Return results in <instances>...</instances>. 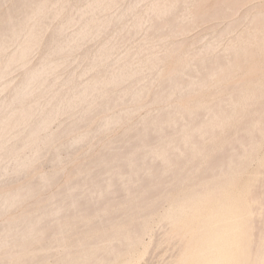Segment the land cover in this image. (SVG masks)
<instances>
[{
	"label": "bare ground",
	"instance_id": "1",
	"mask_svg": "<svg viewBox=\"0 0 264 264\" xmlns=\"http://www.w3.org/2000/svg\"><path fill=\"white\" fill-rule=\"evenodd\" d=\"M68 1L66 3V0H57L55 1L57 3L56 7L54 8L53 6L55 5L54 2L51 6L53 7L52 9L48 7V0H14L9 7L7 17L5 18L4 16V25H1L0 27V81L2 78L3 81L7 79L9 81L11 77H14L11 76L13 72L16 73V71H18L17 74L21 72V77H19L20 79L18 78L19 80L17 79V82L15 81L14 84H10L11 82L8 83L7 81V84L5 85H7L6 87L9 88V93L7 95L4 94V97L2 96L5 99L6 104L4 107H8V110L10 111L9 112L7 109H5L8 111L7 115H4V117H2L3 114H1L0 118V183L2 184L3 182H9V180H13L21 175L22 172L25 171V169L29 166V164L40 158L43 152V149H41V145H43L44 143L41 142V147H39V140L43 139L44 141H46L47 139L50 140L51 138L54 140L56 137L65 134L66 132L68 133V131L70 132L73 130L76 131L79 128L81 129V127H83L84 123L88 121V119H92V115L95 112H100L102 110H107L106 112H108L109 109V111H111L112 107L114 108L117 105H119L118 107H120L121 104L123 105L126 103H128V106L133 101H137L136 99H139L138 96H140L142 92L143 98V96L145 95L144 90L147 87V90L150 89V85L148 83L150 82L151 75L153 74H151L150 77L146 74L150 79L149 81L146 79L148 77H145V79L141 83L138 82L141 84V87L140 84L134 86V83L137 80L136 79L134 81V79L138 77L139 72L137 73L138 75L133 74L131 76L135 64L133 66V64H126L125 61H122L127 57H129L128 60L130 61L133 58L132 54H134V52L139 53L141 49L138 48L139 51H135V49L137 50L138 45L135 49L133 48L134 51L131 50L133 52H131L130 54L132 58L130 57V55H128V53L126 54V52L123 53L124 57L121 56L123 59H120L121 71L119 74H114V72L112 71V73L111 70V73L108 74L109 70H107L108 73H106V76L108 77L105 76L106 78H99L100 76L95 77V75H93L95 78H93L92 81L84 83L82 82L83 80L81 82L77 80L82 84H76V78L82 76V72H80L82 71V69L88 70L91 68H96V70H98V68L100 69L102 64H108V67L106 68H109L110 64H113L114 61L116 62V60H114L115 58L113 59L110 55V52L112 50L111 46L114 43V40L112 39L116 37L115 36L111 39V37L114 36L113 34H110V41L108 39L109 35H107V39L109 42L106 44L107 46H104L107 40L106 39L104 41L105 43H101L102 47L100 46L101 48L99 51L95 49V53L93 52V54H95L96 56L94 58L92 57L93 60L91 59V62L89 61L90 64H87L85 62L87 66L86 68L88 69L82 68L83 65L80 63L82 65V69L80 70L79 67V72L77 71V66H75V69L73 68L74 71H72L73 69L71 70V74L72 72L77 71V73H73L74 75H71L68 72L67 77L64 73L62 76L65 77L61 78V75V77H59V75L56 76L57 73H55L56 75L53 73V71L55 70L54 67L55 65H57L54 64V62H57L58 60L60 61L61 59L66 60L67 57H62L60 59H56L57 61H52L51 58L54 57L53 55H58L57 57H59L60 55H64V52L65 54L71 53L68 54L70 56H72L73 54L75 55L76 53L69 51L76 49L75 47H77V50L74 51H78L79 48L81 49V47H79L81 45L79 44H84L90 36L94 37V35L99 33V35H96L95 39L97 38V36H99L98 38L101 39L103 35L100 36V33L106 34V31H109L110 33L111 29L114 31V28H112V24H123L124 19L127 20V17L130 18V15L127 16L126 14L128 12V14H130L131 11L133 12V8H131V6L135 5V3H139L138 0H133V3L135 1L134 4L132 2H129L131 5V9H128V4H126L125 7L127 6V8L124 7L120 10L119 8L122 7L121 4L125 3L123 0V2L120 4L121 7L118 6L119 11L117 10V8L115 10H113L112 8L111 10H113V14H108L106 15L104 20L101 19L100 21H98L95 19V16H99L101 14L100 12L105 7L103 6V4H101V2H104L105 4V2H108V0H75L77 3H79V6L77 4L78 8L77 6L75 7L76 15H74L76 17L72 15L75 11H72V13L71 11L69 12L67 10V13L71 14L66 13L67 15H64L60 20L58 19L59 21H57L58 16L63 15H61L60 13H62L64 8L66 7L65 5L69 3ZM117 1L118 0H116V2ZM0 2L2 3L4 1L0 0ZM178 2L180 3L181 1L178 0ZM187 2L191 3L192 0H189ZM151 3L152 2L150 1V5ZM158 3H154L153 6ZM109 4L111 5L112 3ZM176 4L177 3L174 4V7H176ZM178 4L177 6L181 7V5L179 6ZM74 6L75 5L71 7L74 8ZM105 8V11L103 10L104 12L107 11ZM139 9L141 10V8ZM135 10L136 9H134V12ZM152 10L154 9L152 8ZM152 10L150 9L148 10V12L151 11L152 13ZM172 10L164 7L160 12L162 14V17L160 16V13L158 17L161 18V20L162 18L167 17L169 20V16L172 15V12L174 11ZM114 11L117 12L115 13ZM4 12H1V14H3ZM107 12L110 13L111 11L109 10ZM156 13H158V11ZM19 14L22 15L20 16L21 18L19 20H16L15 18ZM154 14H150V17ZM68 15H71V17L73 16L74 19L76 18L74 29H68L70 30L69 32L67 30L68 21H70L69 17H67ZM135 15L136 14H134L133 16ZM178 16L180 17V15ZM257 16L258 15L254 17ZM150 17L147 16L146 18L150 19ZM155 17L157 18V16H154L153 18ZM258 17L261 18V16ZM173 18L176 17H172L171 21L174 20ZM74 19L72 22L73 24L71 25H74ZM146 20L148 21V19ZM146 20H144V22L141 21V23H144L141 24L143 25L141 26L142 28L145 26V22L147 23ZM156 20L153 22V24H155ZM132 22L135 27L138 25L135 19H133ZM157 22L159 23V20ZM178 22L180 21L178 20ZM153 24L151 23V25ZM261 24L262 26H264V22H262ZM129 25L130 24L128 23V25L126 26L128 27V29H130ZM151 25L149 27L150 29ZM162 25L163 23L160 24V26ZM259 25L258 28H262V26ZM46 27H49L51 30L50 33L48 31L50 37L47 35L50 38L49 41L47 40L49 42L48 45L46 44L47 42L45 43L44 41V46H47H41L42 54L39 55V57L41 56V58L38 59L39 61L35 62L36 64L32 65L33 67L31 66L29 69L27 66L24 68L23 66H25V64L23 65V63H25L24 60L26 59V55L31 52L30 49L32 50L40 44V38L41 36H44L43 33H45L44 31H46ZM120 27L121 28H117L123 29L122 25ZM123 27L124 29L126 28L125 26ZM144 28L147 29L146 27ZM132 30H134V28ZM113 31L111 32L113 33ZM117 31L121 32L122 35L120 33L118 35ZM117 31H115V34L118 35L117 38H119L120 35L124 36L123 31ZM151 31H153L154 33V30ZM151 31L147 32L150 34ZM131 34L132 33H130V35ZM140 34H143L142 31L140 32ZM153 35L154 34H152V36ZM47 36L46 39L48 38ZM137 36L138 35L133 38H136ZM217 36L215 37L218 38ZM251 36L252 34L248 36V39L249 37L251 39ZM93 37L92 39L94 40ZM127 37L129 36H127L126 34V38ZM258 37L260 38L259 35ZM121 38L122 37H120L119 39ZM119 39L116 40L120 41ZM260 39H262V37ZM14 40H20L22 48H19L17 46V48L14 47ZM93 40L90 41L92 42ZM111 40L113 43L111 46H109L111 44ZM130 40L132 41V39ZM148 40L150 39L148 38ZM210 40H213V38ZM83 41L85 42L83 43ZM122 42L125 43L126 41L124 40ZM122 42L120 44H122ZM139 42L142 41L139 40ZM216 42H218V40ZM212 43H203L200 46L198 45L199 49L197 47L198 51H195L199 52L200 55V52H208L209 49L211 51H215L220 46L217 45V43L215 44L216 46H218L216 48ZM241 43L242 42L240 41L236 44L241 45ZM11 44L15 49L10 51ZM129 44L130 43H128V45ZM155 44L154 46L152 44L151 45L156 51ZM139 45L141 44L139 43ZM116 46H118V44ZM42 47L44 48L42 49ZM36 49L35 50L38 51V48ZM146 49L148 55V48L146 47L145 50ZM92 50L93 49H91V53ZM96 50L98 53L96 52ZM8 52L11 53L9 54ZM84 52L85 51H83V53ZM151 52H153L154 55L157 56L153 50L150 51V54ZM196 52L191 53L197 56L198 54H196ZM233 52V46H226L225 48L223 47L222 52L219 54H222L221 57L228 58V60H230L229 58H231L232 60L233 57L231 56L234 55ZM31 53L33 54L34 51ZM116 55L118 54H115V56ZM76 56L77 55H75L73 59L79 58L81 54L79 57ZM83 56L86 57L85 54ZM152 57L153 56H151L149 59L152 60ZM235 57H237V55ZM207 58L209 57H206L205 59ZM128 60L126 62H129ZM144 60L142 63L146 65V63H144ZM210 61L209 63L205 64H200L198 60H195V63L192 62L194 63L193 65H195L196 62L200 64L199 69L196 71V74H194L197 77V82L203 81L206 77L214 74V72L218 74L219 70L224 67L222 66V64H220V62H215V60H213L212 62ZM28 62L29 61H27V65ZM203 62H205V60ZM223 62L225 61L223 60ZM62 63L64 64L65 61L63 60L61 62V65H63ZM140 63H137V65H140ZM156 63L157 65H159L158 62ZM118 64L119 61L117 65ZM150 64L148 65L150 66ZM190 64L191 62L189 63V65ZM189 65V69H194L192 67H189ZM115 66L116 64L114 65V67ZM176 66V71H179V65L177 64ZM195 66L198 67V65ZM219 66L221 68L217 70ZM63 67L64 69H66L67 66ZM69 67L67 68L70 69ZM102 68L103 70H105V66ZM21 69L22 71H20ZM59 69L57 70L59 71ZM64 69H60V71H64ZM68 69H66V71H68ZM111 69H113L112 66ZM156 69L154 66V68L150 71ZM189 69H187L188 72H186L187 70L178 73L174 72L176 73L175 75H173L174 77L171 76L168 80L166 78L167 81L163 80V83L161 81V83L157 81L158 84L155 83V85H157L155 86L157 88H155L156 92H153L154 95H151V98L153 97V102L155 101V103H157L158 105L162 101L165 102L166 99V102L173 99L177 100V96H182V94L185 95V93H189L190 95L191 90H193L194 88L196 89L197 85L200 86L201 84H197V82L196 84L190 83V77H193L194 75L189 74ZM115 70L116 72H118L117 66ZM147 72L150 74L149 70ZM154 72L155 71H153L152 73ZM86 73L87 75L89 74L88 71ZM144 73H142V77L144 76ZM17 74H14L16 75L15 78L17 77ZM9 76L11 77L9 78ZM128 76H130V79H132L131 77L136 76L134 77V82L132 84L130 83V79L128 78ZM125 77L129 80L125 79ZM142 77H140V79ZM157 77L158 76H156V78L154 77L155 80L157 79ZM80 78L86 79L85 77ZM90 78H92V75ZM121 79H125L124 83H126L125 81L127 80L131 85L129 83L126 85H130L131 87L126 85L122 87L121 85L124 84L120 85L119 83ZM14 80L15 79L13 78L12 81ZM2 82L1 85H4V83H6V81L4 83ZM116 83L117 85L119 84V86L122 87L118 90L117 87L119 86L115 85L117 86V89L115 87L114 88L118 91L111 90L110 88H113L111 86L107 87L111 84ZM132 85L134 87L138 86L140 88H134L132 87ZM3 87L4 86L0 87L1 92H4L3 90L6 89H4ZM230 87L228 86L229 89L227 87L225 89L231 91V89L233 88L236 89L237 85L235 87L231 85ZM105 88H108V90H105ZM259 88L260 90L258 91H260L261 94L264 91V88L263 91L261 87H258L257 89ZM195 89L194 91L196 92L198 91L199 87H197L196 90ZM255 89L252 88L253 91ZM225 91L226 90H224V92ZM239 91H241V89L237 90L236 93ZM238 94L241 93L239 92ZM260 94L258 93V95ZM235 96L236 94L233 95V92L232 94H228L229 99L226 97L227 100L225 98L224 100L226 101H221V104H218L219 102H208L209 104H205L206 107L202 106V108H205V110H201V112L190 109H185V111H183V109H181L178 105L172 104L169 105L170 108L166 106L168 108L167 110L165 107L163 109L162 107H158V109H155L154 112H152L151 109V112H145L141 117H139V115V118L135 120L137 121L136 123H131V125L125 128L126 130L121 132L119 136H115L112 139L109 138L107 140V143L104 142L105 146L103 144L101 146L102 148L97 151L98 154H95V157L97 156L95 158V161L92 160L94 158H91L93 164H87L85 162L84 164L86 165H81L80 169H82V173H80V170L78 171V173H80L79 180L76 179L77 181H75L73 179V181L75 182L72 181L73 183L71 182V184L68 183V185H61L62 188H58V190H55L51 194L47 195L46 202L42 203V205L40 204L41 206L36 211L32 213L29 212L30 214L21 215L19 218L17 217L18 219L16 220H10L8 222L4 221L5 223H0V255L2 254L0 256V262L3 258L4 263L2 262V264H50L45 262L47 261V259L51 258V264H137L136 256L138 255H136V253L138 250L136 251V249L139 244H142L140 243L141 237L144 236L142 234L144 233V231L145 233L146 231H148L147 229H149V226L152 223L151 222L149 225L148 221L151 215L154 214L153 212L157 211V209H155V205L163 203V200H168V202H165L166 204L168 203V206L163 209L162 212L158 211V215L156 214V221H166L170 224L169 230L166 231V233L163 231L165 234L161 233L164 234L166 241H171V239L173 241L175 239V241L178 242V248L176 251L177 254L171 262L169 261V264H264V155L262 156L260 154H257L258 152L256 153V149L258 148L257 146L264 140V95H261L263 97H256L261 100L260 102H258L260 103L259 108L261 109V111L256 107L257 103L256 98L254 99V97L257 95L255 94L251 99V96L249 97L250 100L247 99L248 102H245L243 104V106L241 107L242 110L241 108L238 110V115L239 113L243 112V118L241 119V114L238 116L240 117L241 121L239 120L237 127L239 128L240 132L241 130L245 132L244 135L243 133L238 132L239 134H237L235 132L236 135H234L233 137L229 136L230 138L225 139L227 141L223 145L224 142L222 140L224 134H222V132L224 130L221 132L223 136L221 135L222 138H220V136L219 140L223 142L222 148H220V146H217L219 150L221 149L220 152L222 153V156L218 155L219 157H221L219 160H214L213 158L215 157H206L214 146L212 143H205V141H203L202 139L204 137L206 138L205 134L207 135V133L214 137V135L219 134L222 127L229 126V124H231L233 112L237 108L233 103V101L238 100L234 99ZM3 98L1 100L4 101ZM163 102L161 105H164ZM192 104H194V102ZM0 108H2L1 105ZM133 108L134 107H126L124 108V110H122L123 113L127 114L129 111H135ZM95 114L94 116H97V114ZM107 114L108 113H106L102 120L95 124V127L92 130H78L73 137L66 139L64 142L58 145L54 149V151L52 150V153H49L52 155L50 156L51 158L48 157V160L51 159L50 161L57 163L58 160H60V158L62 157L61 155L63 154V152L69 154L76 143H79V141L81 140L82 141L80 143H82L83 140L84 143L86 142L85 140H87L88 142L90 138H92L90 136L95 134L94 130H97L98 133L100 131L101 133L103 132L102 130H104L105 132V129L109 128L110 126L111 129L113 124L114 126H117L115 125V123H118L119 119L117 120V118L119 116L116 117L114 113L113 116ZM61 115H66V117L68 115V117H71V120L64 121L62 122V124L59 123L58 126L60 124L61 125L58 127L59 129H57V131L54 130L52 131V133L49 132V125H51V121H54L55 119H57V116L60 117ZM234 117L237 121V115H235ZM235 118L233 120L234 122ZM218 126H221L220 131L214 134L213 132ZM225 130H227L228 133H231L229 129ZM91 133L93 134L91 135ZM201 136L204 137L200 138ZM212 136H210V138L207 136L208 140L210 139L211 141H213L215 138L211 139ZM61 139L63 138L61 137ZM219 140L216 141V143L219 142ZM181 142L185 143V147L183 150L180 149ZM26 146L30 147V150H28L29 154H23L21 151L22 148L26 149ZM179 149L181 151H178ZM74 150L72 151L75 153ZM88 150L89 149H87V152ZM215 151H213V153L211 154H215ZM89 152H91V150ZM44 153L45 152H43V154ZM256 154L258 155V157L259 155L261 156L258 158L257 167L250 173L249 179L245 183H238L237 178L241 173L243 174V172H245L244 170L246 165L248 166V164L246 163H249L252 160L251 158H253V156L255 157ZM96 159L98 160V163ZM201 160H203L204 162L199 168H197V166H199L198 163H201ZM50 161L48 162L50 163ZM196 162H198V165L196 164ZM80 164H77V166H79ZM170 172H172V174ZM38 178L39 179L36 182L32 181V183H28L26 185L23 184L24 186L14 191H7L0 194V214L1 212L3 213L6 209L8 210L9 208L14 207L13 205H15V203H17L22 198L25 199V197H32L37 191H40V189L42 190L43 188L47 187V185L49 186V184L56 178V174H41ZM123 189L127 191L128 195L125 200H122L121 198L123 197L121 196V198L118 199L119 196L113 195L115 192L119 190L122 191ZM173 189H179V191L175 192L174 194H170L169 191H173ZM121 191L118 192L119 195ZM125 195L126 193L123 196ZM42 201L44 200L42 199ZM159 206L157 208H159ZM111 211L113 214L112 216ZM107 212L108 214L110 213V217L107 216ZM50 215L57 216L56 219H59V217L61 219L67 218V223L64 222L63 225L56 226L57 228L55 229L54 226L55 224H57V220L54 219L55 224L54 226H51L50 224L52 223L53 219L51 222L49 221L50 218L48 217H51ZM44 216L49 219V223L46 222V218L44 220ZM61 219H59L58 223ZM147 224L149 226H147ZM50 228H54V230H51ZM158 235L159 234H157V236ZM162 237L163 235L161 236V238ZM165 239L163 238V240ZM59 242L63 244V249H65V245L67 249L60 250L59 247H61V244ZM156 243L157 241L155 242V244ZM174 243L175 242H173V245H175ZM170 247L172 248V246ZM174 254L172 255L174 256Z\"/></svg>",
	"mask_w": 264,
	"mask_h": 264
},
{
	"label": "rangeland",
	"instance_id": "2",
	"mask_svg": "<svg viewBox=\"0 0 264 264\" xmlns=\"http://www.w3.org/2000/svg\"><path fill=\"white\" fill-rule=\"evenodd\" d=\"M2 1V0H1ZM4 2H0V27H1V25H4V22H5V18L7 17V15H8V10H9V7H10V5H11V3L14 1V0H3ZM55 1H57V0H48V7H50V8H52L53 9V7H51L52 5H53V3L55 2ZM65 1V0H64ZM67 1L68 0H66V3H67ZM71 1H73V2H71ZM75 0H69L68 2V4H66L65 6V8H64V13H63V11H62V13H60L62 16H58V18H57V21H59L64 15H67V14H71V13H67V10L70 12H74L75 10H76V6H77V4H78V6H79V3H77L76 1L74 2ZM102 1H106V0H102ZM119 2H120V0H118ZM116 2V0H108V2H105V4H104V2H101V4H103V6H105L104 8L107 10V11H111L110 13L109 12H104L105 10H104V8H103V10L100 12L101 14L99 15V16H95V19L96 20H98V21H100L101 19L102 20H104L105 19V17H106V15H108V14H113V10H115L116 8H117V10L119 11V9L121 10V9H123L124 7H125V5L126 4H128L127 6H128V9H131V8H133V12L131 11L130 12V14H126L127 16H129L130 15V18H128L127 17V20L126 19H124V21H123V24H121V23H118V24H112L113 26H112V28H114V31L111 29V27H110V33H109V31L107 32L106 31V34L105 33H100V36L101 35H103L102 37H101V39L100 38H98L99 36H97V38L95 39V37H96V35H99V33L98 34H96V35H94V37L93 36H90V37H88V39L86 40V42L85 41H83V43L84 44H79V45H81V46H79V47H81V49L79 48V50L78 51H74V50H77V47H75L76 49H74V48H72V49H74V50H72V51H69V52H73V53H76L75 55H77L78 57L80 56V54H81V56L79 57V58H82V59H79V58H75V59H73L74 57H75V55L73 54L72 56H70V55H68V54H71V53H68V54H65V52H64V55H60L59 57H57L58 55H53L54 57V59L53 58H51L52 59V61H55L56 59H60V58H65L66 56V60L65 59H61L60 61L58 60H56L57 62H54V64H57V65H55V70L53 71V73L55 74V73H57V75L56 76H58L59 75V77H61L64 73H65V75H66V77H67V75H68V72L71 74V70L74 68H76L75 66H77L78 68H77V71L79 72V67H80V70L82 69V68H86L87 66H86V63L88 64L89 63V61L91 62V59H92V57L94 58L96 55L95 54H93V52L95 53V49H97L98 51L100 50V48L102 47V45H101V43H105L104 41L107 39V35H109V37H108V39L111 37V35L113 34L114 36H112L111 37V39L112 38H114L115 36V38L114 39H112V40H114L113 42H112V40H111V44L109 45V46H111L112 45V43H113V45L111 46L112 47V50H111V52H110V55H111V57L114 59V60H116V62L114 61L113 62V64H110V66H109V68H106V67H108V64H102L101 65V67H100V69L98 68V70H96V68H91V69H88V68H86V69H88V70H84V69H82V71H80V72H82V76H79V78L77 79L76 78V84H78V83H80L82 80V82H88V81H92L93 80V78H95V77H99V78H106V77H108V76H106V73H108L107 72V70H109V73L108 74H110L112 71L114 72V74L115 73H117V74H119L120 73V71H121V68H120V66H121V62H120V59L122 60L123 58L122 57H124V54L123 53H125L126 52V54L128 53V55H130L131 54V52L132 51H134L133 50V48L135 49L136 47H137V45H138V47H137V50L135 49V51H139V49H141L140 51L142 52V55H141V52L139 51V53L138 52H134V54H132V56H133V58L131 57V55H130V57L132 58H130L131 60V62L128 60L129 59V57H127L125 60H122V61H125V63L126 64H129L130 63V65L131 64H133V66H134V64H135V66H134V68H133V72H132V74H131V76L134 74V75H138V77L137 78H135L134 79V77H136V76H133V77H131L132 79H130V76H128V78L130 79V83L132 84L136 79V84L134 83V86H136V85H139L144 79H145V77H150V75L151 74H153V75H151V80L149 79V77L148 78H146L148 81L150 80V82L148 83L150 86V89L149 90H147L148 89V87L144 90V96H143V98H142V95H143V92L141 93V95L140 96H138L139 97V99L137 98L136 100L137 101H133L130 105H128L127 106V104L128 103H126V104H121L120 105V107H118L119 105H117V106H115L114 108L112 107V109H111V111H109L108 110V112H106V111H104V110H102V111H98V112H95L96 114H97V116H94V114L92 115V119L90 120V119H88V121H86L85 123H84V125H83V127H81V129L79 128L78 130L80 131V130H82V131H87V130H92L94 127H95V124L97 123V122H99L100 120H102V118L106 115V113H108L107 115H114L115 114V116L117 117V116H119L118 118H117V120H118V123L116 122L115 123V125H117V126H114V124L112 125V128L110 129V127L109 128H106L105 129V132H104V130H102L103 132H101L100 133V131H99V133L97 132V130H94L95 131V134L97 135H92L93 133H91V135L92 136H90V137H92V138H90V140L87 142V140H85L86 142L84 143V140H83V142L82 143H80L81 141H79V143H76V145L73 147V149L72 150H74L75 148V153L71 150L70 152H69V154H67V153H65V152H63V154L61 155L62 157L60 158V160H58V162L56 163V162H52V161H50V160H48L49 158L48 157H50L52 154H49V153H52L53 151H54V149L58 146V145H60L62 142H64L66 139H68V138H71V137H73L76 133H77V131L78 130H76V131H68V133L66 132L65 134H62V135H60V136H58V137H56L54 140L51 138L50 140L49 139H47L46 141H44L43 139H41V140H39L40 141V144H38V146L39 147H41L42 146V148L41 149H43L42 151L43 152H45L44 154H43V152H42V155L40 156V158L37 160H35V161H33L31 164H29V166L25 169V171H23L22 172V174L21 175H19L18 177H16L15 179H13V180H9V182L7 181V182H5L6 183V186H5V183L3 182V184L2 183H0L1 185H0V194H2L3 192H7V191H14V190H16V189H18V188H20V187H22V186H24V185H26V184H28V183H32V181L33 182H36L39 178V176L41 175V174H44V175H52V174H56V178L54 179V181L53 182H51L50 184H49V186L47 185V187H45V188H43L42 190L40 189V191H37L35 194H36V196H35V194H34V196H32V197H25V199L24 198H22L21 200H19L17 203H15V205H13L14 207H12V208H9L8 210L6 209L3 213L1 212V214H0V223H5V222H8V221H10V220H16V219H18L21 215H24V214H30V213H32V212H34V211H36L41 205H42V203H45L46 202V196L47 195H49V194H51L53 191H55V190H58V188L60 189V188H62V186H64L65 184L66 185H68V183L69 184H71V182L73 181V179L75 180V181H77L76 179H80V173H82L81 172V170L82 169H80L81 168V165L83 166V164L86 162L87 164H93L92 163V160L93 161H95V158L97 157H95V154L97 153V151L99 150V149H101L102 147V145L104 144V142H106L107 143V140L110 138V139H112V138H114L115 136L117 137V136H119L120 134H121V132H123V131H125L126 129L125 128H127L129 125H131V123H136L137 121H135V120H137V118H139V117H141L142 115H144V113L145 112H154L155 111V109L157 110L158 109V107H162V109L165 107L166 108V110L168 109V108H170V106L169 105H172V104H175V105H178L181 109H183V111H185V109H190V110H197V111H200L201 112V110H205V108H202V106L203 107H206V105L207 104H209V103H211V102H219L218 104H221L222 102L221 101H223L226 97L229 99V97H228V94H232V92H233V95L234 94H236V96L234 97V99L235 100H237V101H233V103L235 104V106L237 107L235 110H234V112H233V115H232V119H231V124H229V126L231 127V130H230V127L229 126H224V127H222V129H221V131H220V127L218 126V127H216V130H215V128H214V134L215 133H218V131H220L219 132V134H217V135H214V137L212 136V135H210L209 133H207V135L205 134V136H206V138H207V136L210 138V136H212V138L211 139H214L213 141H211L210 139L208 140V138L206 139L204 136H201L200 138H202V137H204V138H202L203 139V141H205V143H212L213 144V149L207 154V158H213V157H215V158H213L214 160H219L221 157H219L220 155L222 156V153L220 152V150H219V146H220V148H222V143H223V145L226 143V141L227 140H225V139H227V138H230V137H233L234 135H236V133L237 134H239V133H243V135L245 134V132H243L242 130H241V132H240V130H239V128L237 127V125H238V123H239V120L241 121V119L243 118V112H241V113H239V115L241 114V119H240V117H238L239 115H238V110L243 106V104L245 103V102H248L247 101V99H249V97H250V99L252 98V96L254 97V94L255 95H257V96H255L254 97V99L256 98V97H260L261 95H264V91H263V88H264V45H263V41H264V26H262V22H264V18H263V16H264V0H192V2L191 3H189V2H187V1H189V0H180L181 2V4L178 2V0H154V3H158V2H160V3H158V4H155L154 6H153V0H150L152 3H151V5H150V1L149 0H146V1H143V0H138L139 1V3L138 4H136L135 3V1H134V3H135V5H133V6H131L130 5V3L133 1V0H127V1H125L124 0V2L125 3H122L123 2V0H121V2L119 3V2ZM142 1V2H141ZM130 2V3H129ZM148 2V3H147ZM179 3L178 5L180 6L181 5V7H178L177 6V4L175 5L176 7H174V4L175 3ZM5 3V4H4ZM74 3H76V4H74ZM109 3H112L111 5L109 4ZM114 3H115V5H114ZM118 3H119V5H118ZM122 3V4H121ZM133 3V2H132ZM133 3V4H134ZM187 5H186V4ZM71 4V5H70ZM109 4V5H108ZM122 5V7H121V5ZM163 4V5H162ZM172 4H173V6H172ZM184 6H183V5ZM56 5H57V3L55 2V5H53L54 6V8L56 7ZM73 5H75L74 6V8H72L73 7ZM108 5V6H107ZM145 5V6H144ZM157 5H158V7H160V8H158L157 7ZM166 5V6H165ZM72 6V7H71ZM78 6H77V8H78ZM114 6V7H113ZM117 6V7H116ZM118 6H120L121 8H119ZM127 6L125 7V8H127ZM130 6H131V8H130ZM135 6H137V7H135ZM143 6H144V8H143ZM151 6V7H150ZM161 6H162V8H161ZM164 7H167L169 10H172L173 12H172V15H170V16H172V17H176V18H173L174 20H172L171 21V19H172V17H170L169 16V20H168V18L167 17H164V18H162V20H161V18H159L158 17V15H159V13L162 11V9L164 8ZM7 8V9H6ZM113 8V10H111ZM119 8V9H118ZM139 8H141V10L139 9ZM152 10V8L154 9V10H152V13H151V11H149L148 12V10H150V9ZM155 8H157V9H155ZM177 8V9H176ZM179 8H181V9H179ZM71 9V10H70ZM134 9H136L135 10V12H134ZM159 9V10H158ZM140 10V11H139ZM145 10H147V11H145ZM180 10V11H179ZM5 11V12H4ZM158 11V13H156ZM176 11V12H175ZM179 11V12H178ZM1 12H4L3 14H1ZM72 12V13H73ZM104 14H103V13ZM115 13L117 12V11H114ZM143 12H144V15H143ZM146 12V13H145ZM156 13V14H154V13ZM177 12H178V15H180V17L177 15ZM261 12V13H260ZM67 13V14H66ZM76 13V11L72 14V15H74ZM114 13V14H115ZM149 13V14H148ZM176 13V14H175ZM21 14V13H20ZM17 15L16 16V20H19L21 17L20 16H22V15ZM134 14H136L135 16H133ZM147 14V15H146ZM150 14H154V15H151V17H150ZM176 16H175V15ZM185 14V15H184ZM260 14V15H259ZM76 15V14H75ZM74 15V16H75ZM162 14L160 13V16H161ZM256 15H258V16H261V18H259L258 16L257 17H254V16H256ZM4 16H5V18H4ZM132 16H133V18H132ZM147 16H149L150 17V19L149 18H146ZM154 16H157V18L155 17V18H153ZM66 17V16H65ZM67 17H69V20L70 21H68V25H67V30L68 29H74V26H75V24H76V18L74 19V17L72 16L71 17V15L69 16H67ZM66 17V18H67ZM76 17V16H75ZM100 17V18H99ZM144 17V18H143ZM162 17V16H161ZM2 18H3V20H2ZM125 18H126V16H125ZM132 18V19H131ZM137 18V19H136ZM152 18V19H151ZM167 18V19H166ZM181 20H180V19ZM59 19V20H58ZM73 19H74V25H71V24H73L72 22H73ZM128 19H129V21H128ZM133 19H135V21L137 22V26L135 27L134 25H133ZM146 20V19H148V21H147V23L145 22V26L144 27H146L147 29H145L144 27L142 28L141 26H143V25H141V24H144V23H141V21H143L144 22V20ZM154 19V20H153ZM156 19H158L159 20V23L157 22L158 20H156ZM164 19V20H163ZM189 19V20H188ZM262 20V22H261V20ZM132 20V21H131ZM152 20H153V22L156 20V22H155V24H153V22H152ZM166 20V21H165ZM178 20L180 21V22H178ZM187 20V21H186ZM161 21V22H160ZM162 21H165V22H162ZM169 21H171V22H169ZM70 22V23H69ZM127 22V23H126ZM126 23V24H125ZM128 23L130 24L129 25V28L130 29H128V27H126L127 25H128ZM151 23L153 24V25H151ZM163 23V25L162 26H160V24H162ZM170 23V24H169ZM147 24H149V25H147ZM157 24V25H156ZM259 24H261V25H259ZM70 25V26H69ZM118 25V26H117ZM122 25V28L124 29V27L123 26H125L126 28L125 29H127V30H123V29H119V28H121L120 26ZM150 25H151V29L149 28L150 27ZM258 25L259 26H262V28L260 27V28H258ZM115 26H117V27H119V28H117V27H115ZM132 26V27H131ZM148 26V27H147ZM156 26V27H155ZM159 26H160V28H159ZM167 26V27H166ZM255 26V27H254ZM50 27V26H49ZM49 27H46V31H44L45 33H43V35L44 36H41V42H40V44L37 46V47H35V48H33L32 50L30 49V51L31 52H33L34 51V53L32 54L31 52H29L30 54H32V55H30L29 53L26 55V61L24 60V62L25 63H23V65L25 64V66H23L24 68L27 66L28 67V69L32 66V65H35L36 63L35 62H37V61H39L38 59L39 58H41V56L39 57V55H41L42 54V52H41V46L43 45L44 46V41H45V43L48 45V41L50 40V35H49V33L51 32V30H50V28ZM155 29H154V28ZM158 27V28H157ZM228 27V28H227ZM134 28V30H132ZM142 28V29H141ZM72 29V30H73ZM228 29V30H227ZM262 29V30H261ZM70 30H68V32L70 31ZM117 30H121V31H123V34H124V36H121L122 35V33L121 32H118ZM134 32V34H133V32ZM151 30H154V33H153V31H151ZM246 30V31H245ZM251 30V31H250ZM261 30V31H260ZM48 31H49V33H48ZM111 31H113V33L111 32ZM115 31H117V34L119 35V33L121 34L120 35V37H122L121 39H119V38H117L118 37V35H116L115 33ZM142 31V33L143 34H140V32ZM147 31H151L150 32V34L147 32ZM254 31H255V33H254ZM221 32V33H220ZM245 32V33H244ZM252 32V33H251ZM257 32H259V33H257ZM108 33V34H107ZM130 33H132L131 35H130ZM165 33V34H164ZM167 33V34H166ZM257 33V34H256ZM261 33V34H260ZM106 36H105V35ZM111 34V35H110ZM126 34H127V36H129V37H127L126 38ZM152 34H156L155 35V37H154V35L152 36ZM163 34V35H162ZM252 34V36H251V39H250V37H249V39H248V36H250ZM49 37H48V36ZM133 35V36H132ZM136 35H140L139 37L137 36L136 38H133V37H135ZM217 35H219V36H217ZM247 35V36H246ZM258 35L260 36V38L262 37V39H260L259 37H258ZM262 35V36H261ZM46 36L48 37L47 39H46ZM152 36V37H151ZM209 36V37H208ZM215 36H217L218 38H216ZM43 37V38H42ZM92 37L94 38V40L92 39ZM242 37V38H241ZM89 38H90V40H93L92 42L89 40ZM127 40H126V39ZM148 38L150 39V40H148ZM158 40H156V39ZM207 38V39H206ZM213 38V40H210V39H212ZM235 38V39H234ZM237 38V39H236ZM108 39L106 40V43L104 44V46H107L106 44L107 43H109L108 42ZM116 39H119L120 41H118V40H116ZM130 39H132V41L130 40ZM257 39V40H256ZM261 41H260V40ZM48 40V41H47ZM101 40V41H100ZM126 41L125 43H123L122 41ZM139 40L140 41H142V42H139ZM160 40V41H159ZM162 40V41H161ZM207 40V41H206ZM218 40V42H216ZM239 40V41H238ZM243 40V41H242ZM252 42H251V41ZM258 40H259V42H258ZM17 41H19V42H17ZM109 41H110V39H109ZM116 41V42H115ZM118 41V42H117ZM206 41V42H205ZM237 41V42H236ZM242 42L241 43V45L240 44H236V43H239V42ZM248 41V42H247ZM17 43V45H16V43ZM96 42V43H95ZM98 42V43H97ZM122 42V44H120ZM130 43L129 45H128V43ZM141 44V45H139V43ZM164 42H165V44H164ZM213 42V43H212ZM251 42V43H250ZM262 42V43H261ZM13 43V42H12ZM43 43V44H42ZM127 43V44H126ZM143 43V44H142ZM158 45V47H157V45ZM161 43H162V45H161ZM195 43V44H194ZM203 43H212V44H217V45H220L219 47L218 46H214V47H218L215 51L214 50H208V52L206 51V52H200V55H199V52H196V51H198V49H199V47H198V45L200 46L201 44H203ZM14 44H15V46L14 47H19V48H22V45H21V42H20V40H14ZM118 44V46H116ZM128 45V46H126V45ZM154 46V44H155V48H156V51L154 50V47L152 46V45ZM226 44V45H225ZM249 44V45H248ZM261 44V45H260ZM47 45H45L44 47H46ZM83 45V46H82ZM151 45V46H150ZM160 45V46H159ZM225 45V46H224ZM236 45H238V46H236ZM259 45V46H258ZM21 46V47H20ZM95 46H97V47H95ZM101 46V47H100ZM120 46V47H119ZM126 46V47H125ZM148 48V51H149V53H148V55H147V49L145 50V48ZM149 46V47H148ZM226 46H228V47H232L233 46V50H234V52H233V56H231V57H233L232 58V60H231V58H229L230 60H228V58H224V57H221L222 56V54H219V53H221L222 52V50H223V47L225 48ZM236 46V47H235ZM242 46V47H241ZM12 47V48H11ZM11 47H10V51L11 50H14L15 48L12 46V44H11ZM16 47V48H17ZM44 47H42V49L44 48ZM85 47V48H84ZM93 47V48H92ZM117 47V48H116ZM123 47H124V50H123ZM142 47H143V49H142ZM197 47H198V49H197ZM238 47V48H237ZM18 48V49H19ZM36 48H38V51H36L37 49ZM40 48V49H39ZM82 48H83V50H82ZM99 48V49H98ZM139 48V49H138ZM196 48V49H195ZM36 49V50H35ZM91 49H93L92 50V53H91ZM120 49H121V51H120ZM150 49V50H149ZM187 49V50H186ZM212 49H214V48H212ZM222 49V50H221ZM238 51H237V50ZM244 49V50H243ZM250 49V50H249ZM90 50V51H89ZM97 50H96V52H97ZM127 50V51H126ZM128 50H129V52H128ZM132 50V51H131ZM154 51L155 53H156V55L157 56H155L154 55V53L153 52H151V54H150V51ZM162 50V51H161ZM196 50V51H195ZM83 51H85L84 53H83ZM87 51V52H86ZM118 51V52H117ZM158 51V52H157ZM204 51V50H203ZM219 51V52H218ZM78 52V53H77ZM114 52V53H113ZM144 52H145V54H144ZM161 52V53H160ZM189 52V53H188ZM191 52H196V54H198L197 56L195 55V54H192ZM215 52V53H214ZM9 53V52H8ZM7 53V54H8ZM11 53V52H10ZM9 53V54H10ZM83 53V54H82ZM87 53V54H86ZM98 53V52H97ZM113 53V54H112ZM133 53V52H132ZM153 53V54H152ZM205 53V54H204ZM238 53V54H237ZM6 54V55H7ZM8 54V55H9ZM57 54V53H56ZM60 54V53H59ZM62 54H63V52H62ZM85 54V56L86 57H84L83 55ZM92 54V55H91ZM115 54H118V55H116L115 56ZM158 54H159V56H158ZM160 54H161V56H160ZM188 54V55H187ZM192 54V55H191ZM202 54V55H201ZM216 54V55H215ZM7 55V56H8ZM30 57H29V56ZM120 55V56H119ZM127 55V56H128ZM140 57H139V56ZM191 55V56H190ZM237 55V57H235ZM7 56H5V57H7ZM76 56V57H77ZM119 56V57H118ZM122 56V57H121ZM142 56V57H141ZM151 56H153L152 58L154 59H152V60H150L149 58L151 57ZM211 56V57H210ZM28 57V58H27ZM73 59V62H72V59ZM137 59H136V58ZM161 57V58H160ZM196 57H198V58H196ZM206 57H209V58H207V59H205ZM235 57V58H234ZM71 59V61H70V59ZM148 58V59H147ZM203 58H204V60H205V62H203L204 60H203ZM223 58V59H222ZM246 58V59H245ZM69 59V60H68ZM83 59H84V61H83ZM89 59V60H88ZM145 59V60H144ZM65 61V63L63 64V65H61V62L62 61ZM78 60H82L81 62L80 61H78ZM93 60V59H92ZM129 61V62H126V61ZM135 60V61H134ZM143 60H144V63H146V65H144L142 62H143ZM195 60H198V62H200V64L202 63V64H205V63H209V61L210 60H215V62H220V64H222V66H224V67H218V69L217 70H219L220 68V70H219V73L218 74H216L215 72H214V74H212V75H210V76H208V77H206L203 81H199V82H197L196 80V76L194 75V74H196V71L199 69V63H197L196 62V64L195 65H198V67H196L195 65H193L194 63H195ZM223 60L225 61V62H223ZM27 61H29L28 62V65H27ZM74 61H75V63H74ZM118 61H119V64L117 65V63H118ZM140 61H141V63H140ZM147 61H148V64H150V63H152V64H150V66L147 64ZM212 61H210V62H212ZM67 62V63H66ZM69 62H72V63H69ZM86 62V63H85ZM155 62V63H154ZM156 62H158V64L159 65H157V63ZM188 62V63H187ZM191 62V64L189 65V63ZM192 62H194V63H192ZM83 65V67H82V65ZM137 63H140V65L138 66L137 65ZM182 63V64H181ZM214 63V62H213ZM68 64V65H67ZM69 64H71V65H69ZM75 64V65H74ZM78 64H79V66H78ZM85 64V65H84ZM90 64V63H89ZM116 64V66H117V68H118V72H116V66L114 67V65ZM179 65V67H178V69H179V71H176V69H177V66L176 65ZM81 65V66H80ZM143 65V66H142ZM188 65H189V67H192V68H194V69H189L188 68ZM56 66H58V67H56ZM63 66H67V67H69V66H71V67H69L70 69H68L67 67H66V69H68V71H66V69H64V67ZM73 66V67H72ZM85 66V67H84ZM105 66V70H103V68L102 67H104ZM111 66H112V68L113 69H111ZM132 66V67H133ZM148 66V67H147ZM154 66H155V69L157 68V66H158V68L156 69V70H152V71H150L151 69H153L154 68ZM217 66H218V63H217ZM33 67V66H32ZM63 67V68H62ZM82 67V68H81ZM136 67V68H135ZM24 68H23V70H24ZM64 69V71H60V69H59V71L57 70V69ZM101 68H102V70H101ZM120 68V69H119ZM151 68V69H150ZM184 68H186V69H184ZM197 68V69H196ZM27 69V68H26ZM25 69V70H26ZM74 69L72 70V71H74ZM145 70V73H144V70ZM175 69V70H174ZM180 69H181V71H180ZM187 69H189V74L190 75H194L193 77H190V83L191 84H196V82H197V84H201L200 86H201V88H200V86L199 85H194V86H196V89H197V87H199V89H198V91H194V89L193 90H191L190 91V95H189V93L187 94V93H185V95L184 94H182V96L180 95V96H177V100H170V101H168V102H166L167 101V99H166V103L165 102H163L164 103V105H161L162 104V102H160L158 105H157V103H155V101L153 102V97L151 98V95H154L153 94V92L155 93L156 92V87L155 86H157V85H155V83L156 84H158L157 83V81L158 82H162L163 80L165 81L166 80V78H167V80L168 79H170V77L172 76V77H174L173 75H175L176 73H178V72H182V71H186ZM84 70V71H83ZM91 71V74H90V71ZM96 70V71H95ZM99 70H101V71H99ZM110 70H111V72H110ZM140 70V71H139ZM149 70V72H150V74L147 72ZM173 70V71H172ZM20 71H22V69L20 70ZM19 71V72H20ZM76 71V70H75ZM77 71L76 72H72V74L71 75H74L75 73H77ZM88 71V75H87V72ZM153 71H155L154 73H152ZM171 71V72H170ZM195 71V72H194ZM216 71V70H215ZM17 72L18 71H16V73H12V75L11 76H14L13 78L15 79L14 81H12L13 80V78L11 77V76H9V78L10 79H12V80H10L9 79V81H8V79L7 80H5L6 81V83H4L5 81H3V78L1 79V81H0V85H1V82L2 83H4V85H1L0 87H2V86H4L3 88L5 89V90H3L4 92H1V96H0V100L5 96L4 94H8L9 93V88L8 87H6L7 85H5V84H7V81H8V83L9 82H11L10 84H14L15 83V81L19 78V77H21L20 76V73H18L17 74ZM112 72V73H113ZM136 72V73H135ZM139 72V73H138ZM174 72H176V73H174ZM186 72H188V70L186 71ZM59 73V74H58ZM74 73V74H73ZM85 73H86V75H85ZM92 73H95V74H92ZM138 73V74H137ZM141 73V74H140ZM142 73H144V76L142 77ZM171 73H174V74H170ZM14 74H17V77L15 78V76L16 75H14ZM107 74V75H108ZM148 76H147V75ZM158 74V75H157ZM169 74V75H168ZM61 75V76H60ZM91 75H92V78H90L91 77ZM93 75H95V77L93 76ZM141 75V76H140ZM168 75V76H167ZM214 75V76H213ZM70 76V75H69ZM86 76H88V77H86ZM106 76V77H105ZM156 76H158L157 77V79L155 80V78H156ZM65 77V76H64ZM63 76L61 77V78H64ZM80 77H85L86 79H84V78H80ZM140 77H142L141 79H140ZM155 77V78H154ZM20 79V78H19ZM18 79V80H19ZM123 79V78H122ZM121 79V81H119V83H120V85L121 84H124V85H121L122 87L123 86H125L126 84H128L129 82L127 81V80H129V79H127L126 77H125V79H127L125 82L126 83H124V80H122ZM133 79H134V81H133ZM77 80H79V81H77ZM166 80V81H167ZM207 80H208V83H207ZM251 80H253V81H251ZM163 81V82H164ZM194 81V82H193ZM13 82V83H12ZM17 82V81H16ZM121 82H123V83H121ZM138 82H140V83H138ZM160 82V83H161ZM162 82V83H163ZM118 83V82H117ZM117 83L116 84H111V85H109V86H107V87H117V86H119V84L117 85ZM129 83V84H130ZM138 83V84H137ZM205 83V84H204ZM238 83V84H237ZM244 83V84H243ZM249 83V84H248ZM80 84H82V83H80ZM130 84V85H131ZM260 84V85H259ZM115 85H117V86H115ZM130 85H126V86H129V87H131ZM236 86L237 85V88L236 89H234L233 87V89H231V91H229L228 89V86L230 87V86ZM247 85H249V86H247ZM257 86V88L258 87H261V89H262V93L260 94V91H258V90H260V88L259 89H257L256 88V86ZM259 85V86H258ZM133 85H132V87H134ZM152 86V87H151ZM239 86V87H238ZM122 87H117L118 88V90L119 89H121ZM138 87V86H137ZM137 87H134V88H137ZM140 87H141V84H140ZM140 87H138V88H140ZM228 88V89H225V88ZM251 89H250V88ZM2 88V89H3ZM113 88H110L111 90H113V91H118V90H116L115 88V90L113 89ZM156 88V89H155ZM158 88H159V86H158ZM224 88V89H223ZM231 88V87H230ZM252 88L253 89H255L254 91L252 90ZM153 89H155V90H153ZM195 89V90H196ZM223 89V90H222ZM241 89V91H239L241 94H238L239 92H237L236 93V91L237 90H240ZM250 89V90H249ZM0 90H1V88H0ZM105 90H108V88H105ZM224 90H226L225 92H224ZM8 91V92H7ZM193 91V92H192ZM229 91V92H228ZM258 91V92H257ZM7 92V93H6ZM195 92V93H194ZM235 92V93H234ZM243 92V93H242ZM247 92V93H246ZM257 94H256V93ZM192 93V94H191ZM258 93L260 94V95H258ZM253 94V95H252ZM4 95V96H3ZM184 95V96H183ZM3 96V97H2ZM187 96V97H186ZM182 97V98H181ZM202 97V98H201ZM214 97V98H213ZM222 97V98H221ZM237 97V98H236ZM247 97V98H246ZM261 97H263V96H261ZM150 98H151V100H150ZM175 98V97H174ZM180 98V99H179ZM227 98H226V100H227ZM4 99V98H3ZM29 99H30V97H29ZM179 99V100H178ZM200 99V100H199ZM222 99V100H221ZM233 99V100H234ZM249 99V100H250ZM257 99H258V101H257ZM139 100V101H138ZM205 100V101H204ZM226 100H224V102L226 101ZM172 101V102H171ZM241 101V102H240ZM261 100L259 99V98H256V107H257V109L259 110L260 108H259V105H260V103H258V102H260ZM138 102V103H137ZM155 104H153V103ZM170 102V103H169ZM191 102V103H190ZM194 102V104H192ZM196 102V103H195ZM203 102H204V104H203ZM207 102V103H206ZM209 102V103H208ZM221 102V103H220ZM223 102V103H224ZM241 104H240V103ZM206 104V105H205ZM237 104V105H236ZM0 105H1V107L2 108H0V118H1V114H3V116L2 117H4V115L6 116L7 115V112L9 111L8 109V107H4L6 104H5V99H4V101L3 100H1V103H0ZM195 105V106H194ZM156 106V107H155ZM166 106H168V108L166 107ZM126 107H134L133 109L135 110V111H129L127 114L126 113H123V110H124V108H126ZM137 107V108H136ZM136 108V109H135ZM154 108V109H153ZM5 109H7V110H5ZM123 109V110H122ZM152 109V110H151ZM4 110V111H3ZM151 110V111H150ZM186 110V111H187ZM241 110H242V108H241ZM137 111V112H136ZM260 111H261V109H260ZM3 112V113H2ZM6 112V113H5ZM10 112V111H9ZM106 112V113H105ZM110 112V113H109ZM240 112V111H239ZM114 113V114H113ZM95 114V115H96ZM121 114V115H120ZM124 114V115H123ZM140 115V116H139ZM235 115H237V121H236V118L234 117ZM59 116V115H58ZM56 117L57 119H55L54 121L52 120L51 121V125H49V127H50V131H49V129H48V131L49 132H51L52 133V131H54V130H56L57 131V129H59L58 127L62 124V122H64V121H69V120H71V117L69 116L68 117V115H67V117H66V115H61L60 117ZM114 116V117H115ZM139 116V117H138ZM95 117H96V119H95ZM115 117V118H116ZM61 118V119H60ZM66 118H68V119H66ZM101 118V119H100ZM121 118V119H120ZM234 118H235V122L233 121L234 120ZM116 120V121H117ZM90 121V122H89ZM59 123H61L59 126H58V124ZM88 124V125H87ZM56 127V128H55ZM114 127V128H113ZM227 127H229V128H227ZM234 128V129H233ZM237 128V129H236ZM117 129V130H116ZM218 129V130H217ZM225 129H229V131H231V133H228V131L227 130H225ZM224 130V131H223ZM233 130V131H232ZM223 131V132H222ZM72 132H74V133H72ZM93 132V131H92ZM221 132H222V134H224V137H226V138H224L223 137V142H221L220 140H219V137L222 135L221 134ZM227 132V133H226ZM236 132V133H235ZM239 132V133H238ZM212 133V134H213ZM226 133V134H225ZM67 134H69V135H67ZM99 134V135H98ZM227 134H229V135H227ZM232 136H231V135ZM65 135V136H64ZM225 135H227V136H225ZM242 135V134H241ZM96 136V137H95ZM223 136V135H222ZM222 136L220 137V138H222ZM230 136V137H229ZM60 137V138H59ZM61 137L63 138V139H61ZM104 137V138H103ZM58 138V139H57ZM94 138V139H93ZM44 142H43V141ZM57 140V141H56ZM219 140V142H217L216 143V141H218ZM38 141V142H39ZM49 141H50V143H49ZM44 143L43 145H41L42 143ZM52 142V143H51ZM55 144H54V143ZM221 142V143H220ZM263 142H264V140H263ZM263 142H261L257 147V149H256V153L257 154H260V155H264V144H263ZM98 143V144H97ZM215 143H216V146H215ZM46 144V145H45ZM93 144V145H92ZM263 144V145H262ZM41 145V146H40ZM79 145V146H78ZM181 145V146H180ZM180 149L181 150H183L184 149V147H185V143L184 142H181L180 143ZM44 146V147H43ZM84 146V147H83ZM104 146H105V144H104ZM218 146V147H217ZM27 148V150L26 149H24V148H22V149H24V150H22L21 149V151H22V153L23 154H27L29 151L28 150H30V147L29 146H26ZM92 147V148H91ZM50 148V149H49ZM78 148V149H77ZM87 149H89L88 150V152H87ZM178 150V151H181V150ZM215 149H216V151H215ZM53 150V151H52ZM91 150V152H89ZM93 150V151H92ZM219 150V151H218ZM87 153H86V152ZM213 151H215L214 153L215 154H211V153H213ZM31 152V151H30ZM47 152V153H46ZM217 152H218V154H217ZM65 153V154H64ZM85 153V154H84ZM92 155H91V154ZM221 153V154H220ZM262 153V154H261ZM29 154V153H28ZM47 154V155H46ZM67 154V155H66ZM87 154H89V155H87ZM98 154V153H97ZM213 155V156H211V155ZM256 154V155H257ZM72 155V156H71ZM84 155V156H83ZM219 155V156H218ZM255 155V157L253 156V158H251L249 161V163H246V164H248V166L246 165V167H245V172H243V174L241 173L240 174V176L241 175H243V176H241V178H240V176L237 178L238 180H237V182L238 183H245L248 179H249V175H250V173L252 172V171H254V169L257 167V165H258V158L259 157H261L260 155H259V157H258V155L256 156ZM66 156V157H65ZM70 156V157H69ZM88 156H91V157H88ZM64 157V158H63ZM80 157V158H79ZM51 158V157H50ZM76 158H78V159H76ZM91 158H94V159H92L91 160ZM42 159V160H41ZM62 159V160H61ZM79 160V161H78ZM88 160V161H87ZM90 160H91V163H90ZM205 160V159H204ZM48 161H50V163L48 162ZM57 161V160H56ZM60 161V162H59ZM63 161V162H62ZM96 161H97V163H98V160L96 159ZM52 162V163H51ZM80 162H81V164H80ZM83 162V163H82ZM199 162V161H198ZM198 162H196V164L198 163ZM204 161L203 160H201V163H198L199 164V166H197V168H199L201 165H202V163H203ZM247 162H248V160H247ZM56 163V164H55ZM60 165H59V164ZM94 163H96V162H94ZM33 164V165H32ZM77 164H80L79 166H77ZM197 164V165H198ZM84 165H86V164H84ZM99 165V164H98ZM31 166V167H30ZM59 166V167H58ZM77 166V167H76ZM195 167H196V165H195ZM27 170V171H26ZM61 170V171H60ZM80 170V173H78V171ZM55 171V172H54ZM59 171V172H58ZM46 172V173H45ZM52 172V173H51ZM54 172V173H53ZM61 173V174H60ZM171 174H172V172H170ZM23 174H24V176H23ZM38 175V176H37ZM248 175V176H247ZM77 177H79V178H77ZM81 177H82V175H81ZM247 177V178H246ZM36 178V179H35ZM16 181V182H15ZM58 181V182H57ZM75 181H73V182H75ZM244 181V182H243ZM13 182V183H12ZM72 182V183H73ZM10 183V184H9ZM15 183V184H14ZM24 184V185H23ZM62 185V186H61ZM51 188V189H50ZM50 190V191H49ZM177 189H173V191L172 190H170L169 191V193L171 194H174L175 192H178L179 191V189L176 191ZM121 190H119V191H117V192H115L113 195H117V196H119V198L118 199H120L121 197H123V198H121L122 200L124 199H126V197H128V195H127V191L126 190H122L121 191V193H120V195H119V193L118 192H120ZM125 191V192H124ZM118 193V194H117ZM126 193V195L125 196H123L124 194ZM121 196V197H120ZM115 197V196H114ZM32 198V199H31ZM117 198V197H116ZM29 199V200H28ZM36 199H41V200H36ZM42 199L44 200V201H42ZM27 201V202H26ZM29 201V202H28ZM34 201H36V202H34ZM164 202L163 203H160V204H158V205H155V209H157V211H154L153 213L154 214H152L151 215V217H150V219H149V221H148V224L150 225V223H151V225L149 226L148 224H147V226H149V229H147L148 231H146V233H145V231H144V233L142 234V235H144V236H142L141 237V242L140 243H142V244H139L138 245V247H137V249H136V251H137V253H136V255H138V256H136L137 257V264H145V262H146V264H152V263H155V264H169V261L171 262L172 261V259L176 256V254H177V248H178V242H176L175 241V239L172 241V239H171V241L169 242V241H166V239H165V237H164V234L166 233V231H168L169 230V228H170V224L168 223V222H163V221H156L157 220V215L159 214V212H162V210L163 209H165L167 206H168V203L166 204L165 202H168V200H163ZM39 202H41V203H39ZM19 203V204H18ZM34 204V205H33ZM41 204V205H40ZM162 206V207H160V206ZM165 205V206H164ZM159 206V208H157ZM15 208V209H14ZM162 208V209H161ZM11 209V210H10ZM33 209V210H32ZM154 209V210H155ZM28 210V211H27ZM161 210V211H160ZM9 211V212H8ZM159 211V212H158ZM30 212V213H29ZM109 212V211H108ZM108 212H107V216L108 217H110V213L108 214ZM5 213V214H4ZM22 213V214H21ZM18 216H17V215ZM157 214V215H156ZM14 215V216H13ZM113 214H112V211H111V216H112ZM46 216H49V215H46ZM46 216H44V220H45V218H46V222H48L49 223V221L51 222L52 221V219H53V221H52V223L50 224L51 226H54V224H55V220L54 219H56V217L57 216H55V215H50L51 217H48V218H50V220L49 219H47V217ZM13 217V218H12ZM18 217V218H17ZM53 217V218H52ZM155 217H156V219H155ZM9 218V219H8ZM59 219H61L60 217H59ZM59 219H56L57 220V224H55V226H54V228L56 229L57 227L56 226H60V225H63L64 224V222H66L67 221V218H64V219H61L62 220V222H61V220H60V222L58 223V221H59ZM49 220V221H48ZM64 220V221H63ZM151 220V221H150ZM5 221V222H4ZM67 223V222H66ZM65 223V224H66ZM155 224V225H154ZM163 224V225H162ZM50 226V227H51ZM153 226V227H152ZM162 226H163V228H162ZM169 226V227H168ZM54 228H52L53 230H54ZM51 229V228H50ZM51 229V230H52ZM50 230V231H51ZM49 231V232H50ZM161 231V232H160ZM165 233H164V232ZM49 232H47V233H49ZM161 233H164V234H161ZM154 234H155V236H154ZM157 234H159L158 236H160V237H158L157 236ZM163 235V237L161 238V236ZM157 239V240H155V239ZM163 238L165 239V240H163ZM154 239V240H153ZM162 239V240H161ZM159 240H161V241H163V242H165V243H163V242H161V241H159ZM143 241V242H142ZM157 241V243L155 244V242ZM161 242V243H160ZM173 242H175L174 244L175 245H173ZM60 243V242H59ZM159 243V244H158ZM170 243H171V245H170ZM61 244V243H60ZM63 244H61V247H59V249L61 250V249H63L62 246ZM65 245V244H64ZM152 245V246H151ZM142 246V247H141ZM151 246V247H150ZM170 246H172V248L170 247ZM177 246V247H176ZM144 247V248H143ZM64 248L65 249H63V250H66L67 248H66V245L64 246ZM146 248V249H145ZM168 248H169V250H168ZM171 248V249H170ZM149 249V250H148ZM152 249V250H151ZM171 252V253H170ZM175 253V254H174ZM172 254H174V256L172 255ZM2 255V254H1ZM0 255V256H1ZM170 255V256H169ZM168 256V257H167ZM171 257V258H170ZM167 258V259H166ZM1 260V259H0ZM49 260V261H48ZM160 260V261H159ZM164 260V261H163ZM50 261H52L51 260V258H49V259H47V261L45 262V263H52V262H50ZM2 262H3V258H2V261L0 262V264H2ZM4 263V262H3Z\"/></svg>",
	"mask_w": 264,
	"mask_h": 264
}]
</instances>
